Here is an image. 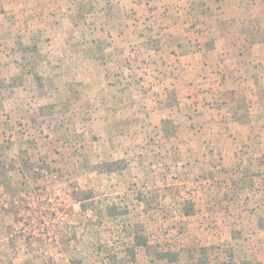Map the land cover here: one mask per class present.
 Segmentation results:
<instances>
[{
	"label": "rangeland",
	"instance_id": "374dc122",
	"mask_svg": "<svg viewBox=\"0 0 264 264\" xmlns=\"http://www.w3.org/2000/svg\"><path fill=\"white\" fill-rule=\"evenodd\" d=\"M124 6L0 0V23L25 28L0 50V264H207L181 254L193 251L264 264V126L194 146L206 119L150 115L149 35L127 32L147 14ZM80 41L93 43L83 62L63 47Z\"/></svg>",
	"mask_w": 264,
	"mask_h": 264
},
{
	"label": "crops",
	"instance_id": "0c3cea01",
	"mask_svg": "<svg viewBox=\"0 0 264 264\" xmlns=\"http://www.w3.org/2000/svg\"><path fill=\"white\" fill-rule=\"evenodd\" d=\"M124 3L127 13L135 7L134 11L139 9L147 14L144 23L129 24L127 32L149 35L142 51L145 49L143 61L148 71L144 78L152 83L147 90V97L151 98L147 106L150 115H160L162 120L166 118L161 115L168 112L174 117L176 114L206 119L203 125L193 126L188 144L194 146L238 145L249 139L252 131L263 128L264 124L254 117L264 109V0H124ZM6 11L3 17L9 15ZM66 18L64 21L71 28V16ZM106 29L98 26L94 31L103 33ZM110 32L115 33V29ZM8 33H15L17 41H24L18 37L25 34V28L14 30L0 23V50L13 41ZM34 37L37 42L33 47L39 45V35ZM75 43L63 47H70V52L79 48L83 62L86 55L82 49L92 48L93 43ZM48 44L49 49L55 48L54 42ZM94 48L105 46L96 41ZM133 49L132 57H139L138 47ZM95 58L100 57L97 54ZM63 60L66 61L65 56ZM8 78L4 75L2 79ZM178 141L185 143L181 137ZM200 155L197 152V157L191 156L200 160ZM226 155L232 159L234 153ZM206 239L211 241L210 237ZM208 245L210 242L201 244ZM181 254L187 260L212 262L198 251Z\"/></svg>",
	"mask_w": 264,
	"mask_h": 264
}]
</instances>
